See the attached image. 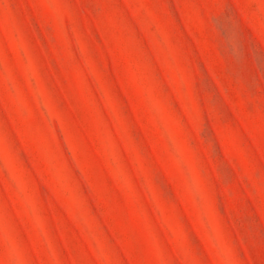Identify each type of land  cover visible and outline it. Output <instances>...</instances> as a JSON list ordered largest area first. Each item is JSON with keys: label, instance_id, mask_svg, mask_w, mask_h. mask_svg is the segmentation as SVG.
<instances>
[{"label": "rangeland", "instance_id": "rangeland-1", "mask_svg": "<svg viewBox=\"0 0 264 264\" xmlns=\"http://www.w3.org/2000/svg\"><path fill=\"white\" fill-rule=\"evenodd\" d=\"M0 264H264V0H0Z\"/></svg>", "mask_w": 264, "mask_h": 264}]
</instances>
